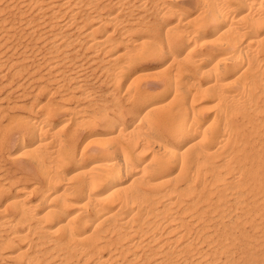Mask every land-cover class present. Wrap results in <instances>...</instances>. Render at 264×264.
I'll use <instances>...</instances> for the list:
<instances>
[{
    "label": "bare ground",
    "instance_id": "obj_1",
    "mask_svg": "<svg viewBox=\"0 0 264 264\" xmlns=\"http://www.w3.org/2000/svg\"><path fill=\"white\" fill-rule=\"evenodd\" d=\"M84 47L108 89L69 65ZM15 85L0 264H264V0H0Z\"/></svg>",
    "mask_w": 264,
    "mask_h": 264
},
{
    "label": "rangeland",
    "instance_id": "obj_2",
    "mask_svg": "<svg viewBox=\"0 0 264 264\" xmlns=\"http://www.w3.org/2000/svg\"><path fill=\"white\" fill-rule=\"evenodd\" d=\"M135 1H137V0H135ZM151 4H153V2H147L146 4H144L143 6H141V5H139V3H137V4H135V6H133V7H131L133 10L131 11V10H129L128 8L126 9V10H128L127 12H126V10H123L122 12V15L126 18V17H128V18H134L135 16H138V15H146V17L148 16L149 18H151V19H154L156 16H157V12H158V7L157 6H155L154 4L153 5H151ZM155 6V7H154ZM137 9H136V8ZM139 9V10H138ZM143 9V10H142ZM145 9V10H144ZM149 10V11H147V10ZM142 10V11H141ZM147 11V12H146ZM193 12L195 11L194 9L192 10ZM133 13V14H132ZM73 26V25H72ZM71 26V28L69 27V31L70 32H72V31H74L75 29L73 28ZM92 49V48H91ZM91 49H88V48H82L81 49V51H80V57L79 56H75V55H72L71 54V59H68V61L70 62V64L69 65H71L72 67H73V63L74 62H76L77 60L78 61H82L83 63H85V68H84V79L86 78V80L88 81L89 80V82H90V84H91V81H92V84L91 85H94V86H96V89H102V90H104L108 85H105V84H107L108 82L106 81V80H104L105 79V77L103 78V76H104V73L102 74L101 73V70H100V68H94L95 67V63L93 64V63H91V66L93 65L94 67H91V66H89L90 64H88V60H90V57L89 56H91V54H92V51H93V49L91 50ZM35 54V53H34ZM84 54V55H83ZM75 56V57H74ZM76 58V59H75ZM80 59H82V60H80ZM76 60V61H75ZM157 62H155V61H145V63H143L145 66H146V68H144L143 70H145V71H147V72H142L143 73V75H140V74H142V73H140L139 75L138 74H135L134 76H138L139 77V80L140 81H146L145 79H153V78H151L152 76L153 77H155V73L157 72V71H159V67L160 68H162L165 64L163 63H157ZM151 65V66H150ZM157 66V67H156ZM162 66V67H161ZM70 67V66H69ZM72 67H70V68H72ZM90 68V69H89ZM139 68V67H138ZM154 68V69H153ZM99 69V70H98ZM156 69V70H155ZM91 70H92V72H91ZM152 70V71H151ZM87 71V72H86ZM141 71V70H140ZM155 71V72H154ZM91 72V73H90ZM94 72V73H93ZM87 73V74H86ZM96 73V74H95ZM98 73L100 74V76H98ZM103 75V76H102ZM90 76V77H89ZM94 77V78H93ZM99 78V80H98V78ZM150 77V78H149ZM89 78V79H88ZM93 78V79H92ZM92 79V80H91ZM16 81L17 80H15L12 84L14 85V84H16ZM38 79H37V82H36V77H35V79H33V84L34 85H36L37 83H38ZM72 82V81H71ZM104 82V83H103ZM107 82V83H106ZM94 83V84H93ZM12 85V86H13ZM103 85V86H102ZM71 86V85H70ZM98 86V87H97ZM101 88H100V87ZM14 87H15V89H14ZM13 87V89H12V91L11 90H8L9 88H4V89H2L1 91H2V94H1V91H0V101L1 100H3V104L5 105L6 104V102L8 101V99L6 100L5 98L4 99H1V98H3V97H5L6 96V93L8 92V97H9V99L10 100H12L13 101V99L14 100H19V101H26V100H28V96H29V94L28 95H20V92L22 91V87L20 86H14ZM17 87V88H16ZM30 87V88H29ZM68 87V85L67 86H62L61 88H59V90L55 93V96L56 95H59L60 93H62V91L64 90V89H66ZM21 88V89H20ZM26 88H29V89H31V85H29L28 84V86H26ZM29 89H27V90H29ZM106 89H108V87L106 88ZM19 90V91H18ZM160 87H158V88H156V89H154V91H157V93L159 92V94H157L158 95V98H159V100L158 101H160V102H158L157 104H161L162 102L164 103V101H167L168 100V93H165V95H164V93H162L161 92V95H160ZM15 92V93H14ZM13 94V95H12ZM167 94V95H166ZM11 95V96H10ZM1 96H3V97H1ZM15 96V97H14ZM13 97V98H12ZM45 96L44 95H41V98H44ZM94 100V99H93ZM6 101V102H5ZM68 102V101H67ZM75 102H77L76 101V99L74 98V99H70L69 100V102H68V104L70 105L71 103V105H73ZM202 102H204V103H202ZM207 102H208V104H207ZM162 103V104H163ZM200 103V105H202V104H204V105H209V103H211L210 101H200L199 102ZM202 103V104H201ZM212 104V103H211ZM204 105H202V106H204ZM13 106V105H12ZM12 106H9V107H12ZM208 107L209 106H207V112L205 111V115H212L213 116V109L211 110L210 108H209V111H208ZM210 107H212L211 105H210ZM14 109H11L12 111H15V112H11V113H13V114H21V112H16V111H21V109H20V107H13ZM203 109H206V107L204 106L203 107ZM65 115V114H64ZM63 115V116H64ZM210 115H209V117H210ZM66 116V115H65ZM211 118V117H210ZM210 118L208 119V120H210ZM63 118L61 117V121H59L58 122V124H61V123H63V121H64V119L62 120ZM4 120V124L5 123H7V118H5V119H3ZM5 145L3 146V149L2 150H0L1 152H0V155H1V157H0V165L3 167V169H5V168H8L9 170H14L15 169V164H14V162H15V158L14 157H10V156H8V153L9 152H11V151H13L14 149H12V150H10V151H8L7 149H8V147H5ZM8 152H7V151ZM6 152V153H5ZM5 153V154H4ZM5 156V157H4ZM7 157V158H6ZM10 157V158H9ZM11 158H12V160H11ZM6 159V160H5ZM11 160V161H10ZM14 160V161H13ZM3 162V163H2ZM7 163V164H6ZM11 163V164H10ZM5 165V166H4ZM15 166V167H14ZM17 176L19 177L20 175H18V174H20V172L18 171L17 173ZM16 176V177H17ZM26 180V179H25ZM32 180H26V181H24L23 180V182H31Z\"/></svg>",
    "mask_w": 264,
    "mask_h": 264
}]
</instances>
